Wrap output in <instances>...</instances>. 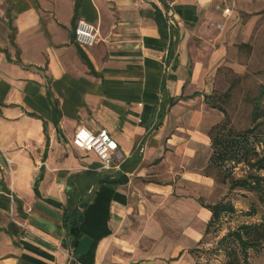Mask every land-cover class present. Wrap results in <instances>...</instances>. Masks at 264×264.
I'll use <instances>...</instances> for the list:
<instances>
[{
    "label": "crops",
    "instance_id": "obj_1",
    "mask_svg": "<svg viewBox=\"0 0 264 264\" xmlns=\"http://www.w3.org/2000/svg\"><path fill=\"white\" fill-rule=\"evenodd\" d=\"M262 18L264 0H0V264H196L223 118L208 98ZM79 127L114 139L109 169L71 145Z\"/></svg>",
    "mask_w": 264,
    "mask_h": 264
},
{
    "label": "rangeland",
    "instance_id": "obj_2",
    "mask_svg": "<svg viewBox=\"0 0 264 264\" xmlns=\"http://www.w3.org/2000/svg\"><path fill=\"white\" fill-rule=\"evenodd\" d=\"M254 34L256 37L252 45L255 50L245 72L224 73L209 97V102L225 114L219 126L227 124L234 134L243 133L251 127H256V130L247 136L241 148L233 150L230 160L223 162L218 169L205 170L215 181L209 202L231 206L233 212H223L210 227L195 250L196 264H226L229 250L240 264H244L233 233L244 225L264 223V183L252 190H229L231 178L247 179L254 174L264 176V169L257 170L252 166L264 156V18ZM247 256L246 264H264V246L257 250L248 249Z\"/></svg>",
    "mask_w": 264,
    "mask_h": 264
},
{
    "label": "trees",
    "instance_id": "obj_3",
    "mask_svg": "<svg viewBox=\"0 0 264 264\" xmlns=\"http://www.w3.org/2000/svg\"><path fill=\"white\" fill-rule=\"evenodd\" d=\"M165 25L163 24V29ZM209 100V98H208ZM210 107L217 109L220 111L224 117V112L216 107V105L212 104L211 102H208ZM257 118H259V115H257ZM227 125V124H226ZM226 125H216L211 128L209 132V138L211 141V148H212V154L209 159L208 166L206 168H216L218 169L220 165L225 162L226 160H230L231 155L233 154V150L241 148V144L245 143V140L249 134H253L256 130V127H251L250 129L244 131L240 134H234L230 128H228ZM223 131H226L225 133H222ZM247 151H244V154H246ZM257 170H263L264 169V156L260 159H257L254 164L252 165ZM207 174V173H206ZM222 182H224V179H222ZM264 183V176L260 177L258 175H250L247 177V179H230L229 181V190H234L236 188L239 189H257V187ZM68 194L70 197V206L67 208L66 211V227H67V236L69 238L73 237L74 239H77L78 237V225L81 220V214L79 212V208L82 204H79L77 207H74V199L78 196H80L81 191L79 190V183L76 186H71L68 190ZM206 208L211 213V219L209 223L207 224L206 228V234L208 233V230L210 227L218 221L220 215L223 212H233V208L231 206H226L222 204H213L211 206H206ZM234 240L236 241L237 245L239 246L240 252L242 254V263L246 264L247 262V250H257L259 248H262L264 246V223L255 224V225H244L240 227V229L233 233ZM70 244H75V240L73 242H70ZM229 259L226 262V264H240L239 261L236 259L232 251L229 250L227 253Z\"/></svg>",
    "mask_w": 264,
    "mask_h": 264
},
{
    "label": "built area",
    "instance_id": "obj_4",
    "mask_svg": "<svg viewBox=\"0 0 264 264\" xmlns=\"http://www.w3.org/2000/svg\"><path fill=\"white\" fill-rule=\"evenodd\" d=\"M224 14H228V10H225ZM165 25L167 32L170 33V40L173 42L174 37L171 35L173 22L169 16L166 18ZM73 33L75 43L80 46L92 47L99 42L97 28L85 21H77ZM71 145L84 153L94 154L100 163L101 169L110 168L113 156L117 150L116 142L105 131L93 133L83 127L75 130L71 139Z\"/></svg>",
    "mask_w": 264,
    "mask_h": 264
}]
</instances>
